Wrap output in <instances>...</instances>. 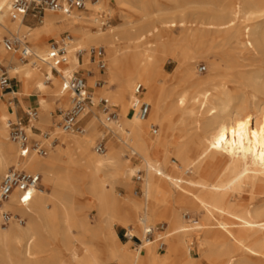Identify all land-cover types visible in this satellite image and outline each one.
<instances>
[{"label": "bare ground", "instance_id": "6f19581e", "mask_svg": "<svg viewBox=\"0 0 264 264\" xmlns=\"http://www.w3.org/2000/svg\"><path fill=\"white\" fill-rule=\"evenodd\" d=\"M83 1L84 9L45 11L29 25L10 15L11 0H0V71L19 85L5 99L35 96L27 133L33 140L49 133L45 156L21 159L7 128L16 105L0 99V180L9 167L41 175L28 203L13 192L0 206V264H200L193 243L210 264H264V0H168L173 6L165 8L151 0ZM111 2L117 25L108 24ZM64 32L63 62L46 63L49 39ZM6 34L28 41V61L3 48ZM191 47L220 53L206 74L192 67ZM91 48L103 49L104 72L90 68L98 58L90 59ZM167 60L177 63L172 72ZM79 69L91 104L81 133L62 132L53 112L69 108L65 79ZM103 98L107 112L97 109ZM141 101L150 105L143 119ZM108 133L97 152L96 140ZM134 175L141 195L118 193L117 185L130 192ZM4 211L12 213L8 223ZM160 222L165 231L144 238ZM116 224L142 242L131 250Z\"/></svg>", "mask_w": 264, "mask_h": 264}, {"label": "built area", "instance_id": "2783aa9c", "mask_svg": "<svg viewBox=\"0 0 264 264\" xmlns=\"http://www.w3.org/2000/svg\"><path fill=\"white\" fill-rule=\"evenodd\" d=\"M72 9H84L83 0H11L9 5V13L11 16L20 14L23 17H31L35 22H40L45 11L69 13ZM69 42V33L64 32L59 41L49 39L48 49L46 51L45 61L61 64L64 60L65 46ZM3 48L8 52H16L22 61H28L31 57V53L28 48V41L19 39L15 35H4L1 41ZM102 48H91L90 59L94 60L97 56L96 66L99 72L105 70V61L103 60ZM78 57L81 59V53H78ZM4 69V70H3ZM204 67H200L199 71L202 72ZM54 74L59 72L52 67ZM89 73V71H87ZM46 81L50 79L46 78ZM101 81L97 80L98 86ZM65 84L70 93V106L63 110L57 108L60 119L58 121V127L62 132H75L81 133L82 127V115L85 114L87 106L91 104V92L87 86L86 77L79 74L78 71L73 72L69 77L65 79ZM144 87L141 84H137L135 93L142 92ZM11 79L7 76L5 68L2 67L0 71V93L4 91H11ZM99 102L104 106V110H107V100L101 99ZM150 109V105L141 101L138 105L136 115L143 119L147 116ZM37 117L36 109H28L25 111V119L15 118V120H7V128L9 138L17 144L18 154L21 159H25L31 152H35L40 156H45L48 151V145L45 140L49 137V133H42V139L33 140L29 138L27 133V127L30 125L32 119ZM30 129H35L34 126H30ZM40 132V131H39ZM58 141L55 137L51 143ZM95 150L102 152L104 150L103 143L100 142L96 145ZM138 178V177H137ZM41 175L35 171H29L25 168L9 167L0 180V206L8 199L11 193L16 192L18 200L21 205H25L31 200V192L40 186ZM2 217L5 223H8L12 217L11 212L4 211ZM20 219V218H19ZM23 222V221H22ZM163 226L155 227V231L152 228H146L144 231V238L153 240L154 233L157 232ZM123 237L128 238L126 229L123 232ZM128 239L138 240L141 243V239L136 236H130Z\"/></svg>", "mask_w": 264, "mask_h": 264}, {"label": "rangeland", "instance_id": "374dc122", "mask_svg": "<svg viewBox=\"0 0 264 264\" xmlns=\"http://www.w3.org/2000/svg\"><path fill=\"white\" fill-rule=\"evenodd\" d=\"M151 1H153V3L155 4V6L157 5V6H159V7H162V8H165V7H167V6H173V4L170 2V1H168V0H151ZM110 6L112 7V9H114L115 11H113L110 15H109V20H108V24H110V25H117L118 23H120V21H121V18H120V13L119 12H117L116 11V8H115V5L111 2L110 3ZM155 6H152L151 7V10H155ZM26 22L28 23V22H35V21H33V19L31 18V17H27L26 18ZM37 23V22H36ZM29 24V23H28ZM29 25H31V24H29ZM173 34L175 35V36H179V30H175V31H173ZM6 35H8V34H6ZM103 50V49H102ZM89 53H90V51H89ZM216 53H218V52H216V51H214V49H212V50H207V51H200V52H197V49H195V48H189L188 50H187V57L188 58H191V57H196V56H198V58L195 60V64L192 66V67H194V70L198 73V74H201V75H204V74H206L207 73V71H208V68H209V64L212 62V61H214V60H216V59H218L219 57L218 56H220L219 54H216ZM218 55V56H217ZM176 65H177V63L175 62V61H173V60H167L166 62H165V64H164V70L166 71V72H172L173 70H174V68L176 67ZM200 67H204V70L202 71V72H200L199 71V68ZM90 68L92 69V71H93V73H96V69H97V66H96V62H95V64L93 65H90ZM96 68V69H95ZM4 70V69H3ZM6 71V70H5ZM99 72V71H98ZM101 72H104V71H101ZM100 72V73H101ZM7 73V76L9 77V78H11L10 76H9V73L8 72H6ZM78 73L79 74H82V75H84L85 77H86V75H85V70L83 71V69H79L78 70ZM101 81V80H100ZM101 84H103L102 83V81H101V83H100V85ZM89 87V86H88ZM89 90H90V92H92V88H89ZM8 99V98H7ZM100 101V100H99ZM109 104L110 103H107V105L109 106ZM109 108H112V107H110L109 106ZM97 109H98V111H102V112H107V110H104V106L102 105V103L101 102H97ZM114 109H118V108H116V107H114ZM104 110V111H103ZM16 113H17V116L19 117V118H22V119H25V113L23 112V111H16ZM56 114H58V111H57V108L55 109V111L53 112V115H56ZM12 120H15V118L14 119H12ZM99 128H100V126H99ZM42 131V130H41ZM34 132H38V131H34ZM109 136H110V133H108L107 135H105L104 137H100L99 139H97L96 140V142H95V145H97L98 143H100V142H102L103 143V146H105V143H106V141H107V139L109 138ZM94 147L95 146H93L92 148H93V150H94ZM128 157V156H127ZM131 165L132 166H136V164L138 163V161L136 160V158H134V157H132L131 159ZM143 174V172H140V173H138V175H142ZM132 182H133V187L131 188V190H130V192H128L123 186H120V185H117V187H116V191L118 192V193H121L122 195H126V194H131L132 196H134V197H139L140 195H141V189H140V182H141V178L140 179H136V176L134 175V176H132ZM83 199V198H82ZM81 199V200H82ZM85 213H86V216H87V218H88V220L89 221H93V219H94V216H95V211H94V209L93 208H89V209H86V211H85ZM186 218L188 219V215H186ZM191 218H195V219H199L198 218V216H191ZM163 226V228H160L158 231H157V233H162L163 231H165V229H166V227H167V224H165V223H163V222H160V223H158L157 224V226L159 227V226ZM156 226V227H157ZM115 230H116V232H117V235H118V237H119V239L122 241V242H128V246L130 247V249L132 250H134V248H136V246L138 245V244H140L139 242H138V240H128V238H126V237H123V232H124V230H125V228L124 227H122L121 225H118V224H116L115 225ZM163 242V240H159L158 242H157V252L159 253V254H162V253H164L165 252V250H166V244L165 243H162ZM190 255L192 256V257H194L197 261H199L200 262V264H210V263H208L205 259H203L202 257H201V253H200V250H199V248H198V246H197V244L196 243H193L192 245H191V249H190ZM104 264H115V263H104Z\"/></svg>", "mask_w": 264, "mask_h": 264}, {"label": "crops", "instance_id": "0c3cea01", "mask_svg": "<svg viewBox=\"0 0 264 264\" xmlns=\"http://www.w3.org/2000/svg\"><path fill=\"white\" fill-rule=\"evenodd\" d=\"M27 17H25V22H26ZM28 23L31 25H35L36 22H28ZM10 79H11L12 90L1 92L0 93V99L4 100L7 104L14 103L16 105V111H23L25 113L24 109H36L37 110L35 96H27V97H25V96H22V97L13 96V97H8V99H5V96L8 95L10 92H12V91L15 92V91L19 90V85L17 83V79L15 77H12ZM16 118H19V117L16 115ZM31 130L38 131V132L40 131V129L37 127H35V129H31ZM38 132H35V133H38Z\"/></svg>", "mask_w": 264, "mask_h": 264}]
</instances>
